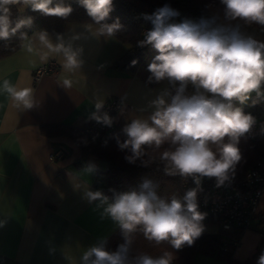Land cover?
Listing matches in <instances>:
<instances>
[{"label": "clouds", "instance_id": "9594fccd", "mask_svg": "<svg viewBox=\"0 0 264 264\" xmlns=\"http://www.w3.org/2000/svg\"><path fill=\"white\" fill-rule=\"evenodd\" d=\"M73 3L89 18L83 27L90 35L107 39L123 30L119 18L108 22L113 0H0V40L15 37L41 63L58 57L64 73L80 71L83 47L75 41L82 33L53 36L47 29H37L34 17L24 14L28 9L67 20L75 10ZM219 3L220 13L198 20L184 18L176 22L180 13L168 4L151 15L143 14L152 28L144 33L138 46H150L157 53L147 66L148 83L167 81L171 87L160 90L139 110L147 113L145 116L125 124L122 132L126 139L115 137L118 148L129 153L125 156L128 163L139 161L148 167L158 160L164 175L191 179L195 187L183 195L163 197L158 194L157 182L144 179L138 189H110L112 194L107 195L102 190H91L87 181L80 180L74 186L82 190V198L90 204L96 202L97 209L102 210L101 219L113 221L123 238L115 251L106 247V240L88 247L80 256V264H173V251L160 255L134 251L136 235L141 234L156 246L166 243L177 251L192 246L205 231L202 222L207 213L200 211L198 203L203 180L214 178L219 188L235 178L243 158L239 142L257 123L253 115L236 105H245L249 100L253 106L264 102V40L246 30L251 25L264 28V0ZM12 6H17L18 15H13ZM136 63L132 61L133 66ZM58 83L65 89L72 87L67 77ZM0 94H6L21 112L36 105L31 88L19 87L8 79L0 81ZM104 105L103 98L94 97L95 110L88 118L111 127L114 117ZM95 171L91 163L82 169L87 175ZM6 223V219H0V228ZM257 264H264V252Z\"/></svg>", "mask_w": 264, "mask_h": 264}, {"label": "crops", "instance_id": "0c3cea01", "mask_svg": "<svg viewBox=\"0 0 264 264\" xmlns=\"http://www.w3.org/2000/svg\"><path fill=\"white\" fill-rule=\"evenodd\" d=\"M86 24L68 23L60 32L66 37L82 33L75 43L83 47L84 63L74 74L64 73L60 58L54 57L49 60L56 61L57 71L35 79L34 70L42 63L21 47L22 42L15 52L0 58V81L8 79L19 87H29L36 98L32 109L21 112L6 94H0V219L7 220L0 228V264H80V256L88 247L118 228L110 219H101L102 210L97 209L96 202L88 203L82 198V190L74 186L85 180L91 190H101L96 174L106 170L107 162L92 154L82 158L73 137L44 134L41 127H82L95 110L94 97L106 101L114 96L119 100L114 124L123 129L130 119L147 114L139 110L168 88V83L148 86L144 68L130 73L113 67L127 46L115 37L90 35L83 27ZM64 77L72 81L70 89L58 83ZM58 151V156L50 158ZM89 163L96 171L82 173ZM258 209H264V194ZM253 232L252 226L242 231L232 251L234 258L243 261L250 257L257 242ZM193 264L226 262L197 254Z\"/></svg>", "mask_w": 264, "mask_h": 264}, {"label": "trees", "instance_id": "16d2710c", "mask_svg": "<svg viewBox=\"0 0 264 264\" xmlns=\"http://www.w3.org/2000/svg\"><path fill=\"white\" fill-rule=\"evenodd\" d=\"M72 2V0H69ZM114 10L110 14L109 23L119 18L120 23L124 26L115 38L127 46L126 50L113 62V67L125 72H135L137 68L145 69V83L148 86H154L155 83H148L150 73L147 66L157 54L150 46L139 47L138 41L144 39L141 33L142 28L152 27L150 21L143 18V14L151 15L156 9L163 7L165 4L170 5L173 9L179 11L180 16L175 18L176 22L184 18L198 20L201 16H210L213 12L220 13L222 5L219 0H113ZM74 12L67 19L63 20L57 17H45L39 13L31 12L26 9L24 14L34 17L35 25L38 28H44L48 31L60 33L64 30L68 23H89V18L83 8L73 3ZM13 15H18L16 6H12ZM246 30L254 35L257 39L264 40V28L258 25L247 26ZM31 33L29 32V35ZM21 41L17 38L4 41L0 40V58L8 56L20 47ZM137 63L133 66L132 61ZM168 83V82H167ZM171 86L168 84V88ZM253 94V98H254ZM236 106L243 108L245 113H250L255 118L264 117V102L256 105L251 104V100L245 105ZM117 110L114 112L116 114ZM89 119L82 127L70 125L56 124L42 126L41 130L44 134H65L73 137L79 144L82 158L88 154L95 155L99 159L107 162V168L96 174V185L107 195L112 193L110 189L117 192L138 189L144 179H151L159 184L158 194L168 197L175 193L183 195L189 188L195 187L191 179L183 181L180 177H171L164 175L162 165L157 160L148 167L141 166L140 162L130 164L125 160V156L129 154L127 150L121 151L118 148L116 136L123 141L127 137L114 123L99 135H90L85 131V127L89 124ZM106 142V144H105ZM238 147L242 153V161L237 166L235 178L232 182L243 179L247 168L264 157V134H247L242 137ZM257 225L264 228V211H260L256 216ZM204 226L211 229L205 230L201 237L198 238L192 246H185L181 250H172L169 245H154L146 241L141 234H137L134 240V251H144L151 255H160L164 251H173V264H193L194 257L197 254H205L222 259L226 264H254L257 263L259 257V249H257L248 259L240 261L232 256V251L242 233L240 229H222L215 219L210 218L202 222ZM259 229L261 234V246L264 245V229ZM106 247L115 251L119 244L123 243V238L119 227L114 230L106 239Z\"/></svg>", "mask_w": 264, "mask_h": 264}, {"label": "built area", "instance_id": "2783aa9c", "mask_svg": "<svg viewBox=\"0 0 264 264\" xmlns=\"http://www.w3.org/2000/svg\"><path fill=\"white\" fill-rule=\"evenodd\" d=\"M151 28L144 27L141 33L144 34ZM57 69L56 61L48 60L34 70V77L37 79L41 75L54 73ZM118 108L119 100L116 97L111 96L105 101L104 110L110 116L114 117V112ZM256 121L251 134H264V117L256 118ZM106 128L107 126L91 120L85 131L90 135L99 136ZM59 154L58 151L49 156L53 159ZM202 189L198 194V203L200 211L207 213L204 221L213 218L224 230L235 228L243 231L250 228L251 221L256 219L259 213L258 203L261 195L264 194V157L247 168L243 179L218 188L214 178H205Z\"/></svg>", "mask_w": 264, "mask_h": 264}, {"label": "rangeland", "instance_id": "374dc122", "mask_svg": "<svg viewBox=\"0 0 264 264\" xmlns=\"http://www.w3.org/2000/svg\"><path fill=\"white\" fill-rule=\"evenodd\" d=\"M260 211L262 212V211H264V209H260ZM256 220H257V219H254V220L251 221V226H252V228H254V232H253V234H255L256 237H257L256 247H255L254 251H256L257 249H259V256H260L261 253L264 252V245L261 246V239H262V237H261V235H258L259 232L257 233V231H258L261 227H259L258 225H256ZM210 229H211L210 227L205 226V230H210ZM261 229H264V228H261ZM254 251H253V252H254ZM253 252H252V253H253ZM252 253H251V254H252ZM251 254H250V256H251ZM255 264H257V263H255Z\"/></svg>", "mask_w": 264, "mask_h": 264}]
</instances>
